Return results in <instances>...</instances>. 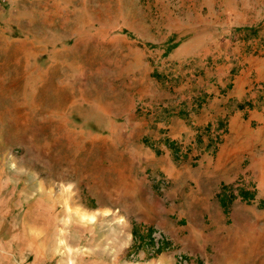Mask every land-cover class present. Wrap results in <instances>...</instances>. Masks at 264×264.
<instances>
[{"label": "rangeland", "instance_id": "374dc122", "mask_svg": "<svg viewBox=\"0 0 264 264\" xmlns=\"http://www.w3.org/2000/svg\"><path fill=\"white\" fill-rule=\"evenodd\" d=\"M254 60L264 0H0V264H264Z\"/></svg>", "mask_w": 264, "mask_h": 264}, {"label": "crops", "instance_id": "0c3cea01", "mask_svg": "<svg viewBox=\"0 0 264 264\" xmlns=\"http://www.w3.org/2000/svg\"><path fill=\"white\" fill-rule=\"evenodd\" d=\"M237 17V16H236ZM179 49H176V51H178ZM259 66H260V62H255L254 61H251V63L248 64V69H249V74H243V71L242 70L241 72H239L237 74V76H235L234 80L231 81V83L233 84L232 85V88L230 89L231 90V93L230 94H226L227 96L225 98H228V97H235L237 100V104H236V108H232L230 109V111H224L223 112V115L225 116L226 113H228L229 115V118H228V126H229V134H231L232 132H234L236 135L234 137L235 140L238 139V137H241V133H242V128L244 127L245 130H247L248 126L253 122V121H257L259 123V129L264 131V107L262 106H259L258 105V108L255 107V103L256 101L255 100H252L251 101V104L253 106H251L250 108L251 109H248V108H240L238 106V103L240 102H244L242 101L241 98V95L244 94L245 92V86L247 85V81H248V75H251L252 71H254L256 74L260 73V69H259ZM251 72V73H250ZM221 86H225L224 84H221ZM228 93V92H227ZM228 100V99H226ZM213 101V105H216L218 103V101L220 102V100H212ZM229 101V100H228ZM204 107V106H203ZM203 107L201 108L200 111H202ZM212 108V107H211ZM240 108V109H239ZM201 113V112H200ZM200 117H198V123L202 122V115L199 114ZM198 115V116H199ZM212 115V114H211ZM180 122H183L182 119L180 120H173L171 119V125H170V135L173 137L175 135H177V124L180 125ZM181 130H185L186 129V126L183 122V124L181 123ZM233 140L232 142V145L230 148H229V151L231 149L233 150H239L240 146L236 145V144H233L235 143ZM260 142H263V141H260ZM255 200H256V203H257V198L259 199V197L256 195L255 196Z\"/></svg>", "mask_w": 264, "mask_h": 264}]
</instances>
